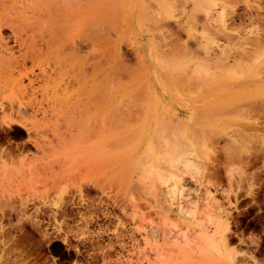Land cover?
<instances>
[{
  "label": "rangeland",
  "instance_id": "1",
  "mask_svg": "<svg viewBox=\"0 0 264 264\" xmlns=\"http://www.w3.org/2000/svg\"><path fill=\"white\" fill-rule=\"evenodd\" d=\"M84 4L23 67L2 29L0 264H264V0Z\"/></svg>",
  "mask_w": 264,
  "mask_h": 264
},
{
  "label": "bare ground",
  "instance_id": "2",
  "mask_svg": "<svg viewBox=\"0 0 264 264\" xmlns=\"http://www.w3.org/2000/svg\"><path fill=\"white\" fill-rule=\"evenodd\" d=\"M5 1H7V0H0V49H1V51H0V53H1V55H5V57H6V55L8 56V58L9 57H12V58H14V56H13V53L11 52V49L8 47V42H7V39L6 38H4L2 35H1V33H2V29H4V28H7L9 31H10V35H11V37L13 38V41H14V43L19 47V48H26V49H29V47L31 48V50L32 51H24V52H22V53H20L19 54V60H17V59H15L14 58V61H15V64H19V66L20 67H23V66H25V63H26V61L27 60H29V61H35V59H37L38 58V56H39V53H40V50H41V48H38V47H34V48H32L33 46H35V45H32V42L34 43L35 42V40H34V38H35V36H34V33L36 34H38V36L37 37H42V39H43V36H44V34L45 33H48L49 35V37L46 39V48L48 49V51H50L51 49H52V45H54V43L56 44L54 47H55V49L57 48L58 50H61L60 48L62 47H60V45H59V43H60V37L59 36H57L56 34H58L59 33V31L61 30V28H59V25H60V23L59 22H61L60 20H59V18L61 19H63L64 18V22H67L66 21V19H69L70 18V16H69V11H70V9H71V7L72 6H74L73 4H75L77 7H78V10H79V12L78 13H82L84 10H83V8L84 7H86V6H84L85 4H84V1L85 0H25L26 2H24V0H22V2H20L21 0H18L20 3H21V5H20V3L19 2H16V0H10L11 2H12V5L11 6H6L4 3H5ZM14 2H15V4H14ZM29 2H31L30 4H29ZM17 3V4H16ZM18 3H19V5H18ZM24 3V4H23ZM28 3V4H27ZM8 4V3H7ZM10 4V3H9ZM13 13V14H12ZM27 13L28 14H31V16L32 17H34V20H35V18L37 19V20H31V16L30 15H28L27 16ZM65 13H66V19H65ZM10 14H12V15H10ZM26 16H25V15ZM36 14L38 15V17L36 16ZM62 14H63V17H61L62 16ZM68 14V15H67ZM34 15V16H33ZM12 16V17H11ZM82 16H84L83 14H81L79 17H80V19H81V17ZM42 17V18H41ZM78 17V16H77ZM47 20H46V19ZM84 18L85 17H83V19H81V21L84 23ZM33 19V18H32ZM78 19V18H77ZM43 20H45V22H47L48 23V25L47 26H43V27H40V25L42 24V23H44V21ZM56 20H58L57 22H56ZM33 21L34 22H36L37 23V25H35L36 27L35 28H37V26L39 27L37 30L36 29H34V24H33ZM39 21H41V23L39 24ZM78 21H79V19H78ZM79 22L78 24H80V27L82 26V25H84L82 22ZM20 22V24H18ZM59 25H58V24ZM18 24V25H17ZM65 24V23H64ZM46 25V24H45ZM61 26V25H60ZM65 26H66V24H65ZM67 27V26H66ZM64 28V27H63ZM45 31H44V30ZM24 35V37H23V35ZM10 37V38H11ZM46 38V37H45ZM41 39V40H42ZM58 39V40H57ZM40 40V41H41ZM58 41V42H57ZM28 42L30 43V44H28ZM57 43H58V45H57ZM35 44V43H34ZM20 49V50H21ZM57 51V50H56ZM41 56V55H40ZM1 59V58H0ZM11 61V60H10ZM56 61H58V60H56ZM14 65V64H13ZM8 66V65H7ZM53 66H54V63H53ZM81 67V66H80ZM2 68V67H1ZM0 68V69H1ZM15 68H17V67H15ZM14 68V69H15ZM22 69V68H21ZM59 69V68H58ZM9 70V69H8ZM60 71V70H59ZM62 71V70H61ZM60 71V72H61ZM43 73H45L44 71H42ZM66 72H68L67 70H65L64 71V73H63V75L64 74H67ZM83 72H84V70H83ZM42 73V74H43ZM11 74V73H10ZM9 75V74H8ZM44 75V74H43ZM41 76V75H40ZM62 76V75H61ZM27 77V76H26ZM4 78V77H3ZM61 78V77H60ZM9 79V78H8ZM11 79V78H10ZM8 80V85H7V88L8 89H10L11 91H12V88L14 87V86H16L17 85V81H18V79H17V81L16 80H14V79H12V80ZM64 80V79H63ZM62 80V81H63ZM32 81H34V80H32ZM20 82V81H19ZM18 82V83H19ZM57 82H58V80H57ZM3 82H0V91H2V87H4V85L5 84H2ZM64 83V82H63ZM45 84H46V82H45ZM20 85V84H19ZM22 86V85H21ZM61 86V85H60ZM6 87V86H5ZM22 88V87H21ZM41 88H43V87H41ZM41 88H39V89H41ZM45 88V87H44ZM46 89V88H45ZM18 90V89H17ZM30 90V89H29ZM47 90V89H46ZM41 91V90H40ZM63 91H64V95H67V94H69V91H68V89H66L65 88V90L63 89ZM71 91H72V89H71ZM67 93V94H66ZM70 95V94H69ZM50 98H52V97H50ZM49 98V101L50 102H52L53 101V99H50ZM68 98V97H67ZM100 98H102V97H100ZM46 99V98H45ZM48 99V98H47ZM60 99V98H59ZM58 99V101H62L61 99L59 100ZM63 100H66L67 101V99L65 98V96H64V98H62ZM69 99V98H68ZM36 100V99H35ZM52 100V101H51ZM54 100H56V99H54ZM73 100V99H72ZM110 100V99H109ZM114 100V99H113ZM49 101H47V102H49ZM65 101V102H66ZM49 102V104H51ZM53 102H55V101H53ZM52 102V104H56L55 106H57V105H59L60 106V102H58L59 104H57V103H53ZM82 102V101H81ZM46 103V102H45ZM62 103V102H61ZM67 103V102H66ZM78 103H80V102H78ZM112 104H107L108 105V107H109V109H108V107L106 106V105H104V106H106L107 107V109L109 110V112H107V110H106V108H102V106L101 105H99L98 104V106L96 105V107H95V110L96 109H98L99 110V108L101 107L102 109H104L103 111L104 112H101L100 113V111H102L101 109H100V111H97V114L99 115V113H100V115L99 116H97L96 118L98 119V117H99V119L100 120H104V119H102V118H105L106 116H104L103 115V113H109V114H106V115H108L106 118H108L109 117V120H107V121H110L109 122V124L108 125H110L111 126V131H112V133L109 131L108 133H111V135H113L114 134V136H115V133L117 132V130H116V128H118V126L116 127L115 126V120H116V118H117V116H116V109H115V104H114V102L112 101L111 102ZM31 104V103H30ZM25 105V104H24ZM23 105V106H24ZM54 105H51L52 107L54 106ZM62 106L61 107H63V104H61ZM29 106V105H28ZM39 106V108H37V111H38V109H43L42 108V103L40 104V103H38L37 104V107ZM74 106V105H73ZM0 107L2 108V104L0 103ZM52 107L50 108V110H52V111H54L55 109H56V107H54L55 109L53 110L52 109ZM66 107V106H65ZM64 107V108H65ZM99 107V108H98ZM144 107V106H143ZM29 109V108H28ZM58 107H57V110L56 111H58ZM63 109V108H62ZM2 110V109H1ZM48 110V109H47ZM50 110L48 111V112H50ZM65 110H69V108L67 107ZM87 111V110H86ZM106 111V112H105ZM2 112H3V110H2ZM88 112V111H87ZM92 112V111H91ZM95 112V111H94ZM93 112V113H94ZM143 112H144V109H143ZM146 112V111H145ZM42 114L44 115V114H46V110H44L43 112H42ZM97 114H93V115H97ZM32 115H33V113H32ZM104 116V117H102V116ZM144 116V115H143ZM31 117V116H30ZM105 118V119H106ZM162 119V118H161ZM8 121V120H7ZM97 121V120H96ZM102 121H101V123L100 122H98V123H100V124H102L101 126L103 127V129H101V128H98V129H100L101 131H104V122H105V120L103 121V123H102ZM107 123V122H106ZM7 124V123H6ZM157 125V124H156ZM100 126V127H101ZM98 127H99V125H98ZM106 127L108 128V129H110L107 125H106ZM23 128H25V127H23ZM22 128V129H23ZM107 128H105V129H107ZM162 128V127H161ZM99 130V131H100ZM26 131L28 132L27 133V138H26V141H25V143H24V148H22V152H25V150H26V152H27V149L29 148L28 146H30V147H32L33 149H34V151L35 152H40V150H41V148L43 147H41L40 148V144L38 143V142H40L37 138H35L34 136H32L31 134H30V132H29V129H26ZM98 132V133H102V137H100V138H98V136L96 135V137H97V141L99 142V144L98 145H100V142H102V141H104L103 139V137H104V134L105 133H103V132ZM106 131H108V130H106ZM115 132V133H114ZM159 133H160V131H159ZM154 134H155V132H154ZM37 135V134H36ZM35 135V136H36ZM95 135V134H94ZM100 135V134H99ZM154 136V135H153ZM160 136V135H159ZM37 137V136H36ZM39 137V136H38ZM54 137V136H53ZM157 137V136H156ZM162 138V137H161ZM100 139H101V141H100ZM114 139V138H113ZM38 140V141H37ZM111 140V139H110ZM44 142V141H43ZM162 143H164V142H162ZM161 143V144H162ZM44 144V143H43ZM96 144V145H97ZM112 144V143H111ZM155 144V143H154ZM158 144V143H157ZM186 144V143H185ZM164 145V144H163ZM112 146V145H111ZM159 146V145H158ZM185 146V145H184ZM26 148V149H25ZM30 149V148H29ZM158 150V149H157ZM3 151V150H2ZM31 152V151H30ZM29 152V153H30ZM3 152H0V160L3 158ZM22 154V153H21ZM162 156V155H161ZM41 157V156H40ZM162 161H163V159H162ZM151 164V163H150ZM152 165V164H151ZM149 166V165H148ZM114 167V165L112 166V168ZM45 171V170H44ZM49 172V171H48ZM195 237H196V235H195ZM195 237H193V238H195Z\"/></svg>",
  "mask_w": 264,
  "mask_h": 264
}]
</instances>
